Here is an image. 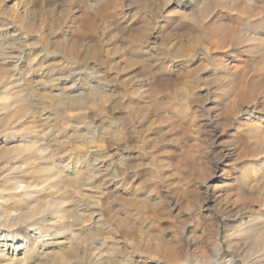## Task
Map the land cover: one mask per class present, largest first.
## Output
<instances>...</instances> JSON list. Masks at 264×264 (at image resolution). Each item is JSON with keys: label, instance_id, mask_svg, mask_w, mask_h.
Instances as JSON below:
<instances>
[{"label": "rangeland", "instance_id": "rangeland-1", "mask_svg": "<svg viewBox=\"0 0 264 264\" xmlns=\"http://www.w3.org/2000/svg\"><path fill=\"white\" fill-rule=\"evenodd\" d=\"M105 1L80 0L74 15L81 24L84 13L101 8ZM246 1L262 3L116 0L117 11L132 7L120 24L127 23L125 29L109 25L112 38L107 33L97 37L95 31L80 38L76 21L59 26L26 23L41 6H53L54 0H0V31L7 32L14 44L18 38L24 50L34 49L17 69L9 65L15 58L0 60V73L9 70L0 77V186H10L0 191V204L4 198L8 202L32 196L48 199L45 191L28 197L20 192L45 157H35L39 166L31 169L29 162L3 146L5 136L16 141L24 133L21 123L29 134L51 141L49 148L57 147V166L71 165L72 154L77 153L89 158L98 152L99 161L111 162L92 180L87 179L89 172L74 173L72 178L80 179V192L72 194L80 196V205L78 211L68 205L72 214L67 213L64 231L55 228L56 222H63L56 213L44 214L41 231L19 220L17 226L32 236V247L17 250L26 258L23 262L3 260L2 264H33L36 257L39 264H225L227 259L235 264H264V69L256 52L264 49V33L254 34L235 23V11ZM201 3H206L205 16L198 12ZM131 24L143 25L149 38L143 45L130 42ZM225 26L233 27L235 40L223 37ZM215 28V35L209 36ZM62 38L78 44L80 53L92 46L100 51L93 61L66 64L58 56ZM137 46L159 57L142 64L133 54ZM40 49L49 54L50 64L41 65ZM72 67L97 81L78 86L86 96L79 108L59 106L42 79L46 70ZM17 70H29L17 83L26 85L33 102L38 101L24 115L15 104L2 100L5 92L18 90L16 82L14 88L7 84L12 80L9 72ZM241 74L258 81L253 93L235 90ZM208 81L214 82L210 88L205 86ZM43 108L50 115H41ZM83 127L94 135L80 138ZM78 168L65 167L63 174ZM51 180L43 181L51 184L45 187L48 190ZM82 203L96 211H83Z\"/></svg>", "mask_w": 264, "mask_h": 264}, {"label": "bare ground", "instance_id": "bare-ground-1", "mask_svg": "<svg viewBox=\"0 0 264 264\" xmlns=\"http://www.w3.org/2000/svg\"><path fill=\"white\" fill-rule=\"evenodd\" d=\"M79 3H80V0H54L53 6H51L50 8H45V6H41L38 12L35 11L36 13L34 14V16L31 17L30 20L27 21L26 23L35 25L38 23V21H43L46 25L48 24V25L59 26V25H67L70 22L76 21L78 22L79 26H78V29H76L75 31H76V34L80 38L84 37L85 35H93L94 31H95L94 35H97V37L99 36L98 35L99 33L100 34L107 33L109 34L108 37L112 38L115 35H113L111 31L107 30V26L113 25L117 29L118 28L125 29V27L127 26L126 25L127 23L125 24V26L120 25V24L125 22L124 21L125 14L128 11H130V9H132V7L126 6L124 12L117 11L115 7L117 3L116 0H106L104 5L101 8L91 9L90 11H87L86 13H84V16H82L81 18L82 22L80 24V17H77L76 15H74L75 14L74 5H78ZM198 12L200 13L201 16H205L206 3H201L200 5H198ZM234 20L236 24L245 27L247 30L252 31L254 34H258V35L263 34L264 29H262L261 26H263L264 24V0H262V3L259 5H254L251 3V1L244 2L239 8L237 7L235 14H234ZM2 25H3V20L0 19V27H2ZM143 25L145 28L148 27L147 20L143 21ZM143 25L131 24V26L128 27L133 32L130 34L131 36L129 38L132 44L143 45L145 42H147V40H149V38L145 35V29L144 28L142 29V27H140ZM216 29L217 28L208 32V35L209 36L215 35ZM234 33L235 32H234L233 27L228 26L225 28V34H223V37L228 38V39L230 38L231 41L235 40L236 35ZM154 35L155 34L153 32L152 36ZM250 36L252 35L250 34ZM9 37L11 36H9L7 32L0 31V47L7 49L6 52L4 51L0 52V60L2 59V61L4 62L6 58L8 59L15 58L14 61L10 59L11 63H9V65L13 67L12 69H17V67H19L21 62H25V63L28 62V60L30 59L29 56L33 54L34 49L24 50L25 47L23 48V46L19 43L18 38L16 39L17 40L16 42L18 43L14 44L15 42H13V40H10L11 38L9 39ZM256 41L258 40L256 39ZM259 42H262V41H259ZM263 44L260 43V46L261 45L263 46ZM59 46H60L59 47L60 53L58 54V56L61 59H63V61H65L66 64L68 62H73V61L80 62V60H86V59H90L93 61L96 59L97 53H99L100 51L98 47L96 48L92 46V47H88L87 49H85L83 52L80 53V46H78V44L76 43L69 42L68 39L66 38L61 39V41L59 42ZM133 50H134L133 54L140 56L138 60L142 64H146L151 59V57H159V53L155 51H149L146 54L148 50L147 49L144 50L141 48L138 49V46L135 49L133 48ZM37 51H38L37 54H39L38 58H40L41 65L42 63L44 65L51 63V62L48 63L50 59V56L48 53H46L45 51L43 52L41 49ZM256 52L257 54H259L258 57L260 58V60L263 61V69H264V49L262 48L257 49ZM158 63L159 62L156 61L153 65H156ZM3 69L4 70L0 73V77H3L4 75L5 76L8 75V73L7 74L5 73V71L8 69L7 68H3ZM28 71L22 72V71L17 70L16 73L9 72V73H12L10 75L12 77V80L9 81L10 83L8 82L7 84L8 85L10 84L9 85L11 86L10 88H14L15 85H16V88L18 86L19 87H18V90L15 92L7 91L4 94H2V100L4 99L5 101H7V104L9 105L15 104L14 108L17 109L20 112V114H23V115L35 109L37 102H38L37 100H36L37 102H33V99H31L30 97V92L25 91L27 90L25 89L26 85H23V84L18 85L17 83L18 81L25 79L24 77L29 73ZM262 73L264 74V70H262ZM262 73L259 78L262 77L263 75ZM15 74L17 76L13 77L15 76ZM44 77L45 78H42L46 85L44 86V88L45 89L50 88L54 91L52 93V96H54L55 101L59 103V106L66 105L72 108H79L85 103L86 96L85 94L80 92V88L78 87L81 83H89V81H91L97 84V81H95L96 79L94 80L93 76L85 72H80V69L76 67L67 68L64 70H58L54 72L51 70H46ZM54 81H60V82L57 84H54ZM15 82L17 84H15ZM23 82L25 84H28L27 80L26 82L25 81ZM67 83L69 84L66 85ZM93 83L90 84V90L94 91L93 94H95L96 87ZM256 83L258 84V81L248 79V78L246 79L245 75L241 74L238 80L234 82V88L239 93H244L245 91H248L251 94L254 92V85ZM68 86H72V88H70L69 91L62 93L64 91L63 88H66ZM10 88L8 87V89ZM22 91H25V92H22ZM31 92L33 93L32 89H31ZM42 113L43 115L44 114H47V116L50 115L48 108L47 109L43 108L41 111V115ZM17 128L18 127H16V130H19V129L24 130V133H22L21 135H18L20 136L18 140L16 141L12 139L10 140L6 136L2 140V142L4 143L3 144L4 148L9 151L8 153H11L12 155H14V157H17V156L21 157L20 159L24 163L29 162L30 163L29 168L31 169L37 165L34 162V160H36L35 157H38V156L45 157V160L43 159L44 160L43 164L40 166L37 165L39 167H36V170H32L31 172L32 174L30 176L31 181L23 184L24 187L22 188L20 192L25 193V195L28 197L29 195H33L32 194L33 192L45 191L44 198H48V199L45 200L40 197L32 196L30 200L20 199L16 202H12V201L8 202L4 198L3 203L0 204V226L2 227V232H0V264H2L3 260H7V261L12 260L14 262H19V263L23 262L24 260H26V258L24 259V257L18 256L17 250H19V248H24V247H25V250H27V248L32 247L31 245L32 236L26 233L21 226H17V222L19 220H22V219L27 220L26 226L31 227L33 229H39L41 231L42 226L44 225V218H43L44 214L47 215V214L56 213L57 216H60V218L63 219V222L62 223L56 222L57 224H55L56 226L55 225L54 226L57 229V231L59 230L64 231L66 228L65 226L67 225V224H64V220L67 217V213L72 211L71 209H68V205H71L72 208L76 207L75 208L76 210H77V206L80 205V196L78 195L74 196L72 194V193L80 192V179L77 180V179L72 178L74 173L75 175H78L80 174V172H89V176L87 177V179L90 180V177H91V180H92V176L98 173L99 169L102 168L105 170L111 166V162L106 163L101 160L100 161L98 160L99 158L98 152H94L89 158L82 157L80 156L79 153L77 154L70 153V155L72 154L71 165L67 162L66 164H64V166H61V167L57 166L56 164V161L58 159L56 157L57 147L49 148L51 146L50 144H52L50 143L51 141L43 140L44 139L43 137H42L43 139L38 138L35 135H31L32 133L29 134V131H27L28 129H26L24 123L20 124L19 129ZM90 130L91 129H89L88 127H83L80 130V134H79L80 138H83L85 136H89V137L93 136L94 134L90 132ZM22 140H27V142L21 143ZM256 141L258 143L259 140H256ZM22 153H25V154L22 155ZM36 161H38V159ZM96 161H99L98 166L95 165ZM23 162H21L19 165H22ZM74 165L79 166L77 171L75 169L76 172L68 171L65 174H63V171H65L64 170L65 167L67 168L71 167L72 169L74 168ZM50 179H52L51 180L52 189L48 190L45 187L51 184L50 183L45 184L43 183V181L45 180L49 181ZM9 189H10L9 185H5L4 187L0 186L1 192L8 191ZM81 205L84 206L82 207L83 209L81 208L83 211H90L91 213H94L96 211L94 207H90L87 203H82ZM12 212H15L16 214L13 215ZM70 214L72 213L70 212ZM7 239H10V241L8 240L9 241L8 242ZM38 262H40V257H36V259L33 261V264H39ZM225 264H235V261L233 259H229V260L227 259Z\"/></svg>", "mask_w": 264, "mask_h": 264}, {"label": "clouds", "instance_id": "clouds-1", "mask_svg": "<svg viewBox=\"0 0 264 264\" xmlns=\"http://www.w3.org/2000/svg\"><path fill=\"white\" fill-rule=\"evenodd\" d=\"M205 59H208L209 60L208 66H210L211 65V60L207 57V55H205ZM212 83H214V82L213 81H208L205 86H207V87L210 88V86H211ZM205 99H207V97ZM225 174H227V173H225Z\"/></svg>", "mask_w": 264, "mask_h": 264}]
</instances>
